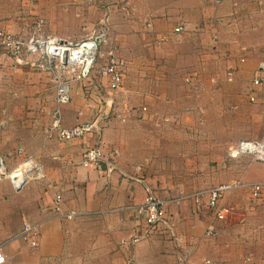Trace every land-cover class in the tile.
I'll list each match as a JSON object with an SVG mask.
<instances>
[{"label":"crops","instance_id":"obj_1","mask_svg":"<svg viewBox=\"0 0 264 264\" xmlns=\"http://www.w3.org/2000/svg\"><path fill=\"white\" fill-rule=\"evenodd\" d=\"M238 1L227 0L213 7L211 0H164L153 9L148 0H129L125 13H121L124 19L113 28L117 33L112 42L131 51L135 47H173L172 54H164V62L176 57L194 59L190 83L194 95L199 93L196 83L201 80V86L211 92L219 89L220 80L227 76L232 84L226 85H237L255 68L256 60L248 56L260 52V42L248 37L262 30L257 16L264 17L248 0L241 5ZM55 6L56 0H0V30L23 36L35 34L38 24L46 21ZM177 27L182 31L175 33ZM27 63L0 53V153L11 165L12 160H19L13 155L20 148L41 166V176L18 190L11 183L0 184L3 264H199L219 252L215 258L223 261L220 264H264V212L250 213L244 204L236 220L214 224L216 234L212 238L204 236L212 221L205 204L197 215L192 200L162 197L167 224H159L146 234L142 218L133 209L142 203L145 188L150 187L147 180L130 177L136 170L119 162L111 173L105 165L97 170L81 164L86 147L100 140L119 142L117 123L104 129V119L99 137L89 133L81 139L58 142L46 135L55 119L69 129L104 117L94 97L76 98L82 86L96 89L98 82L92 76L84 84L70 82L72 101L57 106L53 75L32 69ZM178 64V68L183 67ZM226 70L231 71L227 76ZM161 72L157 79L165 81L160 87H166L167 79L175 73L166 69ZM262 78L254 91L264 85V75ZM141 81V91L152 94L150 83ZM156 123L166 126L162 120L155 119L153 125ZM225 141L229 145L236 139ZM182 157L192 158V151ZM247 159L234 162L243 164ZM255 164L239 171V182L251 183V169L255 172L261 165ZM55 194L62 197L58 212L53 209ZM24 224L36 227L35 246L24 238ZM134 238L138 240L133 242Z\"/></svg>","mask_w":264,"mask_h":264},{"label":"rangeland","instance_id":"obj_2","mask_svg":"<svg viewBox=\"0 0 264 264\" xmlns=\"http://www.w3.org/2000/svg\"><path fill=\"white\" fill-rule=\"evenodd\" d=\"M128 1L56 0L54 10L49 16H46L47 22L45 20L42 21L43 23L40 22L39 30L35 34L23 36L7 33L16 36L21 41L37 38L38 41H44V43L67 44L66 47L72 50L78 48L79 43L86 42L93 36L100 37L98 54L91 74L92 80L94 78L98 82L95 85L96 89L82 86L81 95L77 94L76 98L77 100L80 97L86 100H91L93 97L96 99L97 105L100 106V112L105 117L106 126L104 129L117 123L116 128L120 132L119 142L103 141V143L100 140L105 162L112 163L114 167L119 162L128 168L135 169V174L130 177L147 180L150 189L146 191L145 188V194L150 192L151 196L162 204L163 209L165 202L160 199L162 197L192 200L195 212L199 215L206 196L203 199L204 203L202 201V204L198 205L193 201L197 194L222 184H235L239 182L237 176L240 170L253 168L257 165L255 163H260L261 165H258L255 172L251 169L249 173L252 174V180H248L251 183L241 182L246 186L225 194L222 205L227 206L229 212L220 221L236 220V216L242 210L240 206L243 204L248 207L246 209L250 213L252 211L264 212V197L253 200L248 189L253 184H264V165L260 161H255L251 156H242L241 158H248L243 164L227 158V146H231L241 139L255 142L264 139V90H262L264 85L254 91L251 82L254 70L259 63L261 64L258 71L264 70L262 69L264 67V17L257 16L259 21L257 24L261 25L262 30L251 32L248 37V39L260 42V52L251 53L248 56L251 60H256L252 75L245 77L237 85L228 86L226 84H232V82L229 83L230 80L227 76L231 71L227 72L226 70L227 78L220 80L219 89L211 92L212 90L201 86V82H204L201 80L196 83L199 93L194 95L192 94L194 90L190 85L193 82L191 72L195 67L194 59L191 60L189 57L178 59L176 57L175 59L169 58L168 62H164V54H172L173 47H135L131 51L113 44L114 34L117 33L113 28L119 24L120 19H124V15L121 13H125L124 7L128 6ZM163 1L148 0L153 9L160 6ZM219 1L211 0L212 6H220L219 4L227 0H222L221 3ZM238 2L241 5L246 3V0ZM248 4L258 8L264 14V0H248ZM189 50L187 47V51ZM109 52L117 58L118 71L122 75V83L117 90L109 88L108 76L104 74ZM0 53L4 54L2 50ZM30 53L33 54L26 55L21 59L27 60V65L30 68L52 74L53 78L56 75H61L68 82H76L69 69L55 70L53 62L48 70L45 65L50 64L46 59L44 45L37 48V52ZM124 59H127V64ZM129 61L131 63H128ZM178 63L183 64V67L178 68ZM186 64H190V66H186ZM164 66L165 68H163ZM164 69L175 73V75H170L172 78L167 79L166 87H160L165 85V81L157 78L162 74L161 70ZM177 74L179 77L175 79ZM141 80L150 83L152 94L148 95L141 91L139 87ZM188 87L192 90L188 91ZM145 90L147 91V89ZM155 119L166 122V126H160L158 123L153 125ZM227 138L236 139V142H231L228 145L225 141ZM225 146L227 150H225ZM19 149L15 150L13 155L14 160L19 159L17 162L12 160L9 165L8 160L4 157L8 175L15 174L17 170L20 171L21 164L28 157V154L23 152L24 150L22 153L19 152ZM189 151H192V158L182 157ZM33 161L36 163L34 159ZM256 177L258 178L256 179ZM33 180L34 178H30L26 183ZM6 182L10 183V179H5L0 184ZM143 201L139 206L143 204ZM207 211L211 215L212 221L210 220L211 224L207 226L204 236L209 237L211 235L209 232H213V236L210 237L214 238L216 234L214 224L219 221L213 217V212L209 209ZM137 240L134 238L133 242ZM231 244L235 246L234 241ZM220 254L221 252L214 253L213 258L201 259L199 264H220L219 262L223 261L215 258ZM182 260L189 262L186 259ZM182 260L180 259V261ZM249 260L246 259V261Z\"/></svg>","mask_w":264,"mask_h":264},{"label":"built area","instance_id":"obj_3","mask_svg":"<svg viewBox=\"0 0 264 264\" xmlns=\"http://www.w3.org/2000/svg\"><path fill=\"white\" fill-rule=\"evenodd\" d=\"M182 28L177 27L174 29L175 33L181 32ZM100 37L93 36L86 42L79 43L78 48L72 50L67 48V44H51L50 42L44 43V41H38L37 38H30L26 41L19 40L13 35L0 31V50L4 54L10 55L15 60H21L24 56L33 54L30 52H37V48L45 47L46 59L50 65H45L50 70L52 62L54 63L55 70H67L69 69L72 78L76 82L86 83L90 80L92 74V68L94 66L96 56L98 54V44ZM49 44V47H48ZM74 52H79L74 54ZM51 62V63H50ZM35 65V64H30ZM41 66V65H38ZM117 58L112 56L111 52L108 53L107 61L104 68V74L108 76L109 88L111 90H117L122 83V75L118 71ZM264 69V67L262 68ZM264 70H260L257 76L252 81L253 86H259L263 80ZM55 83V103L57 106H63L71 101V87L70 82L64 80L61 75H56L53 78ZM254 101L253 98H251ZM103 118V119H102ZM104 117H96L88 122L75 125L69 129L63 128L60 125L58 119H55L46 129V135L48 138H55L58 142H67L73 139H81L89 133L100 136L103 129ZM99 140V138H98ZM101 143L94 145L93 147H86L82 153L81 164L84 167H90L94 169H101L102 165H105V169L108 173L114 170L112 163L105 162L104 153ZM21 152V149H19ZM242 156H251L255 161H260L264 165V139L258 142L240 140L235 144L229 146L227 150V158L229 160H238ZM112 161V160H110ZM20 171H16L15 174L8 175L6 168V161L0 154V182L5 179H10V183L15 190L20 189L30 178H37L41 176V166L33 161L31 157L25 159L21 164ZM16 175V176H15ZM34 175V176H33ZM15 176V177H14ZM25 179V181L23 180ZM246 184L236 182L235 184H222L214 188H209L203 193H199L193 198L195 204L201 205L206 196L205 207L213 212V217L218 221L223 220L229 209L222 205V200L225 194L231 190L242 188ZM264 184H253L250 186L249 192L253 198L261 199L264 197ZM149 191V188H146ZM62 203V197L60 194H55L53 198V209L58 212ZM224 207V208H223ZM134 213L138 217L142 218V221L146 227V234L151 231L155 226L159 224H166L167 219L162 204L151 196L150 192H147L144 197L143 204L134 209ZM70 214L68 217H71ZM213 232H209L210 236H213ZM23 234L25 239H30V245L35 246V239L37 237V230L35 226H29L24 224ZM208 235V234H207ZM209 236V235H208ZM209 236V237H210ZM4 257L0 252V264H3ZM207 264V263H205ZM211 264V263H208Z\"/></svg>","mask_w":264,"mask_h":264},{"label":"bare ground","instance_id":"obj_4","mask_svg":"<svg viewBox=\"0 0 264 264\" xmlns=\"http://www.w3.org/2000/svg\"><path fill=\"white\" fill-rule=\"evenodd\" d=\"M77 53H79V52H74V54H77ZM15 176H16V175H15ZM15 176H14V177H15ZM23 180L25 181V179H23Z\"/></svg>","mask_w":264,"mask_h":264}]
</instances>
